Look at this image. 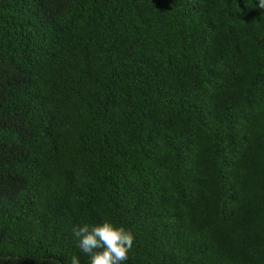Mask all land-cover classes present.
<instances>
[{"label": "trees", "instance_id": "trees-1", "mask_svg": "<svg viewBox=\"0 0 264 264\" xmlns=\"http://www.w3.org/2000/svg\"><path fill=\"white\" fill-rule=\"evenodd\" d=\"M256 0H0V258L264 264V10Z\"/></svg>", "mask_w": 264, "mask_h": 264}, {"label": "clouds", "instance_id": "clouds-1", "mask_svg": "<svg viewBox=\"0 0 264 264\" xmlns=\"http://www.w3.org/2000/svg\"><path fill=\"white\" fill-rule=\"evenodd\" d=\"M255 7L264 10V0H256ZM72 235L80 252L89 258L88 264H126L134 244L133 232L111 219L81 223L73 227ZM5 259L0 258V264ZM71 264H80L79 257L74 255Z\"/></svg>", "mask_w": 264, "mask_h": 264}]
</instances>
